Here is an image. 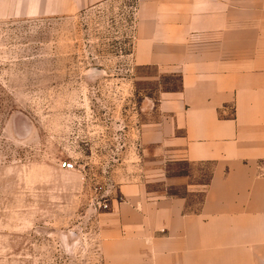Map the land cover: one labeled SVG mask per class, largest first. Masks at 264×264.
Returning <instances> with one entry per match:
<instances>
[{"label":"rangeland","instance_id":"374dc122","mask_svg":"<svg viewBox=\"0 0 264 264\" xmlns=\"http://www.w3.org/2000/svg\"><path fill=\"white\" fill-rule=\"evenodd\" d=\"M136 6L0 21V264H103L96 218L109 207L89 209L124 184L199 209L212 164L145 139L180 79L131 63Z\"/></svg>","mask_w":264,"mask_h":264},{"label":"crops","instance_id":"0c3cea01","mask_svg":"<svg viewBox=\"0 0 264 264\" xmlns=\"http://www.w3.org/2000/svg\"><path fill=\"white\" fill-rule=\"evenodd\" d=\"M107 0H0V21L65 18ZM135 67L179 76L146 140L212 164L186 197L121 185L99 213L103 264H264V0H137ZM95 213V209H89Z\"/></svg>","mask_w":264,"mask_h":264},{"label":"built area","instance_id":"2783aa9c","mask_svg":"<svg viewBox=\"0 0 264 264\" xmlns=\"http://www.w3.org/2000/svg\"><path fill=\"white\" fill-rule=\"evenodd\" d=\"M61 167L69 170L73 169V164L69 161H63ZM93 207L94 209H107L109 207V204L106 201L96 200L95 202H93Z\"/></svg>","mask_w":264,"mask_h":264}]
</instances>
